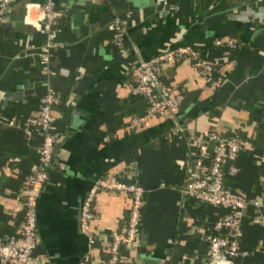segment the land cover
<instances>
[{
	"label": "crops",
	"instance_id": "0c3cea01",
	"mask_svg": "<svg viewBox=\"0 0 264 264\" xmlns=\"http://www.w3.org/2000/svg\"><path fill=\"white\" fill-rule=\"evenodd\" d=\"M57 1L66 16L52 32L50 72L41 61L45 36L33 24L44 0H15L0 20V236L21 224V188L39 163V136L29 139L9 121L37 112L49 77L61 96L53 111L62 138L38 199L37 251L52 264L109 261L111 232L125 229L131 195L101 191L92 253L80 212L92 184L112 171L145 189L140 241L134 250L122 247L121 257L132 264H206V235L226 208L184 200L179 186L200 132L217 127L241 135L244 148L231 183L260 200L243 219L241 245L249 253L222 264H264V221L256 218L264 214V0ZM116 17L127 21L122 47L113 40ZM226 35L236 38V48L214 43ZM182 44L199 49L228 76L212 88L192 60L164 65V80L185 96L177 116L186 131L175 132L174 122L160 116L130 128L131 116L145 105L125 85L132 68ZM27 50L34 54L23 55Z\"/></svg>",
	"mask_w": 264,
	"mask_h": 264
},
{
	"label": "built area",
	"instance_id": "2783aa9c",
	"mask_svg": "<svg viewBox=\"0 0 264 264\" xmlns=\"http://www.w3.org/2000/svg\"><path fill=\"white\" fill-rule=\"evenodd\" d=\"M15 0H0V20ZM31 6L27 4V8ZM66 16V11L57 0H44L41 4V15L33 19V24L45 36V51L41 53L43 69L51 71V48L55 41L52 32ZM111 26L114 30V43L122 47L127 29V21L116 17ZM216 45L236 48L238 42L231 35L217 37ZM34 54L27 50L23 55ZM192 60L202 76L212 88L221 86L228 76L226 70L218 69L214 62L203 56L199 49L191 44H182L149 57L142 58L132 68V79L125 83L134 95L145 100L142 114H133L129 121L130 128L136 130L150 118L160 116L174 122L173 130L183 133L186 126L177 116V110L184 100V94L175 90L163 78V67L175 65L183 60ZM46 90L41 96L37 112L26 116L25 121L10 120V124L21 127L27 138L39 136L36 150L39 163L27 176L21 188L19 205L24 210V217L14 233L0 236V264H52L49 257L37 251L39 244L38 199L45 182L49 178V168L53 161L56 145L62 133L55 129L56 115L54 105L61 101L58 89L46 79ZM200 142L189 150L184 161L185 176L180 184L184 197L213 207H223L226 211L213 223V230L206 235L208 240V258L206 264H222L225 257L247 255L249 250L243 248L241 240L244 234L243 219L249 204L260 205L258 198L252 199L245 191L234 186L231 179L239 172L237 157L244 148L241 135L237 132H225L220 128H204ZM109 137H107L108 139ZM126 192L131 195L127 224L124 230L114 229L111 232L112 256L105 264H116L119 261L132 263L130 257L120 256V249L127 247L136 249L142 232V214L146 203L144 187L133 181L127 182L119 178L117 172L109 171L99 177L85 195L80 212V229L87 237L89 251L95 249L96 236L92 229V221L96 216L95 201L101 191ZM264 221V214L256 215Z\"/></svg>",
	"mask_w": 264,
	"mask_h": 264
},
{
	"label": "trees",
	"instance_id": "16d2710c",
	"mask_svg": "<svg viewBox=\"0 0 264 264\" xmlns=\"http://www.w3.org/2000/svg\"><path fill=\"white\" fill-rule=\"evenodd\" d=\"M116 264H132V263H129V262H127V261H119V262H117Z\"/></svg>",
	"mask_w": 264,
	"mask_h": 264
}]
</instances>
